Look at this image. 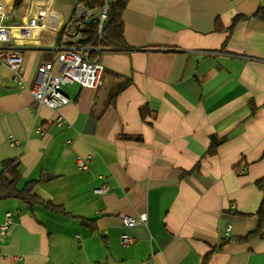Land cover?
Listing matches in <instances>:
<instances>
[{
  "label": "crops",
  "instance_id": "0c3cea01",
  "mask_svg": "<svg viewBox=\"0 0 264 264\" xmlns=\"http://www.w3.org/2000/svg\"><path fill=\"white\" fill-rule=\"evenodd\" d=\"M76 2L25 0L17 11L51 4L66 21ZM260 3L131 0L127 48L103 51L101 86H69L73 101L60 108L34 106L31 92L58 35L13 42L24 84L0 59V166L20 158V187L40 179L35 193L71 214L0 200V264H201L209 253L208 264H264V223L252 234L264 176ZM237 15L246 18L231 32L216 30ZM103 184L110 190L95 193ZM141 213L145 225L125 224ZM124 233L134 241L122 245Z\"/></svg>",
  "mask_w": 264,
  "mask_h": 264
},
{
  "label": "built area",
  "instance_id": "2783aa9c",
  "mask_svg": "<svg viewBox=\"0 0 264 264\" xmlns=\"http://www.w3.org/2000/svg\"><path fill=\"white\" fill-rule=\"evenodd\" d=\"M106 7L100 13L101 32L107 15ZM92 11L85 7L81 0H77L72 15L64 21L61 15L53 10L51 4L41 7L38 12H32L22 18L20 11L15 8L14 0H0V59L9 65L15 72L19 85L24 84L20 74L23 71L25 58L14 41H29L38 31L53 29L58 35L59 42L55 45L50 60L42 61L37 67V77L33 81L31 92L34 96V106L46 105L51 108H60L73 101L67 93V88L78 84L84 88L97 89L102 84L104 66L100 57L92 58L90 52H100V47H91L75 44L86 36L80 31L85 26V19L90 18ZM79 169L88 168V160L78 159ZM110 190L108 184L95 188V193L106 194ZM11 221V213H7L6 220L1 226L4 235L7 225ZM128 226L145 225L148 221L147 213H141L137 218L125 217ZM228 225L227 232L231 230ZM134 239L128 234L121 235L122 245L132 243ZM75 264V263H70ZM148 264H153L149 262Z\"/></svg>",
  "mask_w": 264,
  "mask_h": 264
},
{
  "label": "trees",
  "instance_id": "16d2710c",
  "mask_svg": "<svg viewBox=\"0 0 264 264\" xmlns=\"http://www.w3.org/2000/svg\"><path fill=\"white\" fill-rule=\"evenodd\" d=\"M14 1L15 8L18 9L25 0ZM130 1L131 0H81V3L92 11L91 17H93V20L90 23H85V26L80 31L86 37L76 41L75 44L91 47L92 49L100 47V52L96 50H92L90 52V56L95 59L105 50H125L127 48V40L125 36V22L123 15ZM106 5H108L107 15L100 32V13ZM253 16L264 21V0H261V3ZM245 18V16L237 15L229 27H224L220 19H218L216 21L215 28L217 31L226 30L231 32L236 23ZM122 89L123 88H119L116 94H118ZM216 153L217 149L215 146L210 147L206 151V155H214ZM20 165V158H6L1 161L0 200L16 198L23 201L30 207L39 204L62 214H71V212L67 211L62 205H56L41 198L35 193V186L40 182V179L27 181L23 187H20V183L22 182V175L19 171ZM197 168H199V163L196 164L193 169ZM256 185L263 192V197L257 209L259 227L252 234L259 232L262 224L264 223V176L256 181ZM81 220L87 227L94 228V219L81 218ZM247 238L248 237L245 239ZM210 254L211 253L206 255L201 264H208Z\"/></svg>",
  "mask_w": 264,
  "mask_h": 264
},
{
  "label": "water",
  "instance_id": "95a60500",
  "mask_svg": "<svg viewBox=\"0 0 264 264\" xmlns=\"http://www.w3.org/2000/svg\"><path fill=\"white\" fill-rule=\"evenodd\" d=\"M108 8V5H106V9ZM93 20V17H90L88 19L85 20V23H90ZM215 138V137H213Z\"/></svg>",
  "mask_w": 264,
  "mask_h": 264
}]
</instances>
